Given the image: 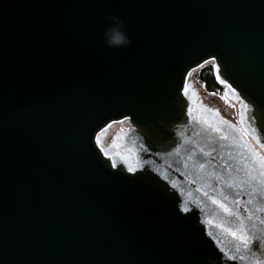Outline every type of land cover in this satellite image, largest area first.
Instances as JSON below:
<instances>
[{
	"label": "water",
	"instance_id": "1",
	"mask_svg": "<svg viewBox=\"0 0 264 264\" xmlns=\"http://www.w3.org/2000/svg\"><path fill=\"white\" fill-rule=\"evenodd\" d=\"M262 173L264 0H0V264H251Z\"/></svg>",
	"mask_w": 264,
	"mask_h": 264
},
{
	"label": "rangeland",
	"instance_id": "2",
	"mask_svg": "<svg viewBox=\"0 0 264 264\" xmlns=\"http://www.w3.org/2000/svg\"><path fill=\"white\" fill-rule=\"evenodd\" d=\"M194 73L195 72L191 74L190 78L193 79V81L195 82L193 78ZM196 88L198 89L201 104L206 105L207 108L212 106L211 109L213 108L217 109V112L221 117L228 120L234 125H238V119H239L238 114L239 113H238V105L235 101L227 98L224 95V92L222 96H217V95H212V94H204L200 90L199 87L196 86ZM114 132L110 135L109 134L107 135L106 139L104 140V144H109V142L111 141L110 139L112 138V135L114 134Z\"/></svg>",
	"mask_w": 264,
	"mask_h": 264
},
{
	"label": "clouds",
	"instance_id": "3",
	"mask_svg": "<svg viewBox=\"0 0 264 264\" xmlns=\"http://www.w3.org/2000/svg\"><path fill=\"white\" fill-rule=\"evenodd\" d=\"M107 19L112 22L103 34V39L106 47L119 49L128 47L131 44L126 31L124 22L116 15H108ZM259 247L264 250V240L259 241Z\"/></svg>",
	"mask_w": 264,
	"mask_h": 264
},
{
	"label": "trees",
	"instance_id": "4",
	"mask_svg": "<svg viewBox=\"0 0 264 264\" xmlns=\"http://www.w3.org/2000/svg\"><path fill=\"white\" fill-rule=\"evenodd\" d=\"M193 78L196 86L199 87L204 94L223 95V87L216 82L211 65H206L196 71Z\"/></svg>",
	"mask_w": 264,
	"mask_h": 264
},
{
	"label": "snow or ice",
	"instance_id": "5",
	"mask_svg": "<svg viewBox=\"0 0 264 264\" xmlns=\"http://www.w3.org/2000/svg\"><path fill=\"white\" fill-rule=\"evenodd\" d=\"M185 90L187 91V87ZM262 175H264V173H262ZM213 203H215V201H213ZM221 207H223V205H221ZM225 211L228 210L225 208ZM261 224L264 225V220L261 221ZM237 239L243 240V244L241 245V247L247 248V256L251 259V264H264V253H262L260 256H257L255 253H252L250 248H248L250 240H264V237L261 236V233L260 231H258V227L256 224L250 225L247 235H245L243 230L241 229L239 235L237 236ZM237 251H239V249H237Z\"/></svg>",
	"mask_w": 264,
	"mask_h": 264
},
{
	"label": "built area",
	"instance_id": "6",
	"mask_svg": "<svg viewBox=\"0 0 264 264\" xmlns=\"http://www.w3.org/2000/svg\"><path fill=\"white\" fill-rule=\"evenodd\" d=\"M190 79H191V78H190ZM191 80L193 81V79H191ZM193 82H194V81H193ZM194 83H195V82H194ZM127 127H128V125H127L126 122H123V123H121L120 125L114 123V124L111 125L109 135L112 134L116 129H125V128H127Z\"/></svg>",
	"mask_w": 264,
	"mask_h": 264
},
{
	"label": "bare ground",
	"instance_id": "7",
	"mask_svg": "<svg viewBox=\"0 0 264 264\" xmlns=\"http://www.w3.org/2000/svg\"><path fill=\"white\" fill-rule=\"evenodd\" d=\"M251 144L255 145L252 141H250Z\"/></svg>",
	"mask_w": 264,
	"mask_h": 264
}]
</instances>
